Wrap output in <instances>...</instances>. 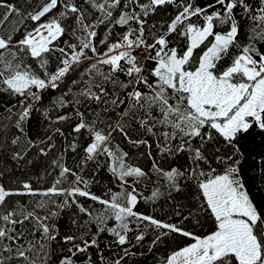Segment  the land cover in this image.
Listing matches in <instances>:
<instances>
[{
    "label": "snow or ice",
    "instance_id": "6c2138e0",
    "mask_svg": "<svg viewBox=\"0 0 264 264\" xmlns=\"http://www.w3.org/2000/svg\"><path fill=\"white\" fill-rule=\"evenodd\" d=\"M173 4H177L176 13L160 25L162 31L155 25L147 29L151 14ZM0 8L6 9L0 15L3 28L20 10L10 0H0ZM92 13L99 15L89 22ZM25 21L34 26L28 29ZM246 23L250 25L248 34L242 32ZM100 25L126 29L109 42L114 31L110 29L108 36L99 41L105 48L102 52L94 43ZM21 26L10 34H0V93L18 98L13 108L20 110L8 109L16 116L14 126L23 132L24 122L42 99L41 93L58 89L77 66L90 62L87 74L93 79L79 95L101 101L108 96L104 84L111 83L122 89L124 96H116L111 104L124 106V110L105 131L89 125L77 109L80 120L73 131L88 130L91 142L84 150L85 163L98 164L100 157L109 158L108 170L119 182L120 191L108 189L110 198H102L89 190V181L66 166L61 167L52 186L43 191L27 182L15 190L0 184V264H37L38 260L50 264L54 255L50 242L59 233L49 221L59 213L50 211L40 216L36 210H47L50 203L55 204L53 198L59 196L64 200L56 205L58 208L75 205L79 213L89 217L85 224L96 223L97 232L90 239L84 238L86 233L79 237L64 235V243L72 247L58 264H76L78 254L99 248L97 237L103 232L111 233L119 246L129 244L131 223L139 230L134 236L137 244L144 241L149 229L156 233L149 250L173 234L190 241L173 250L161 264H264V198L256 196L259 193L264 197V187L253 186L250 191L241 147L255 129L264 133V0H205L202 5L196 0H41L23 17ZM65 36L69 39L63 40ZM73 38L76 42H71ZM53 62L55 71H50ZM96 76L100 77L99 84L95 83ZM57 103L66 106L63 97ZM69 118L61 115L57 121ZM114 133L133 147L144 145L149 149L147 155L153 161L150 171L129 162V153L112 144ZM133 133L138 138L134 139ZM145 136L154 138L161 160L181 156L186 165L166 167L154 159L152 145L142 138ZM18 141L19 136L11 143ZM209 146L214 151L210 152ZM40 152L46 154L44 148ZM12 158L22 160L24 156L14 153ZM69 175L74 177L71 187H61ZM153 184L150 194L145 195L142 189ZM185 189L192 193L197 212L194 215L190 210L179 223L136 211L141 200L154 203L165 194L171 196L173 191ZM37 193L42 198L31 211L8 204L9 197ZM78 198L102 205L104 212L93 214ZM200 216L204 222L211 221L210 231L204 235L184 225L194 219L203 227ZM109 219L116 222L114 227H108ZM26 221L33 225V236L40 233L39 240H25ZM72 223L77 221L73 219ZM77 239L81 243H76ZM123 251L114 264H122L124 256L132 254L127 248ZM87 259L90 264L91 257Z\"/></svg>",
    "mask_w": 264,
    "mask_h": 264
},
{
    "label": "trees",
    "instance_id": "16d2710c",
    "mask_svg": "<svg viewBox=\"0 0 264 264\" xmlns=\"http://www.w3.org/2000/svg\"><path fill=\"white\" fill-rule=\"evenodd\" d=\"M19 8V13L13 15L10 22L6 27L0 28V34H10L14 28H20L21 20L23 17L41 2V0H10ZM83 3V0H80ZM126 2V0H122ZM198 4L205 3V0H196ZM177 4H173L167 9H160L157 13L151 14L147 18V29L151 30L153 25L157 30L162 31L160 25L169 21L176 13ZM6 9L0 8V15ZM138 11V9H137ZM99 13H92L89 17V22H92ZM28 29H31L34 24L30 21H25ZM133 27L137 25L133 24ZM114 28L112 35L109 37V42L118 38V34L125 31V28L120 26H109L106 28L104 25L98 26V36L94 38V43L104 51L103 45L99 41L105 36H108L109 30ZM23 30V29H22ZM243 33L250 32V25L245 24L242 29ZM148 42L151 43V35L146 31ZM16 38H19L18 36ZM69 37L65 36L63 40H68ZM170 39H173L170 37ZM242 39H247L242 36ZM71 42H76L73 38ZM63 43V41H61ZM183 43V41H181ZM179 46V45H173ZM259 47L260 44L258 43ZM139 52V50H137ZM91 56V53H89ZM228 63L227 59L224 62ZM149 67H152V62H148ZM35 67V65H33ZM90 67V62H84L76 67V70L69 74L64 80L61 81L60 87L56 90H46L41 93L42 99L35 103V110L33 111L30 119L23 124V132L17 129L15 125L16 116L12 115L8 109L13 112L19 111L18 107L13 108V105L18 104V98L11 97L7 94L0 93V184H3L8 189H22L25 182L29 183L33 189L40 191L46 190L58 178L61 167H68L78 174L82 175L85 180L89 181V190L102 198H110L108 189L113 192L120 191L119 182L112 176L109 168V158L100 157L99 163L94 161H87L85 163V148L91 142V137L87 129L81 130L80 133L73 131L76 124L79 122L80 117L76 115V110L84 114V120L89 125H95L99 129L107 131V124L109 122L115 123L119 114L123 112L124 106L116 108L111 104V100L116 96L121 99L124 98L123 90L114 86L111 83L104 84L105 89L108 91L107 97H102L101 101L86 100L79 93L87 86L89 80L93 79L92 75L87 74V69ZM50 71H55V63L49 65ZM103 70L107 71V66ZM121 80L125 79L123 76ZM73 81H76L73 84ZM101 82L100 77H95V83ZM93 91L97 89L93 88ZM63 97L66 102L65 107H60L57 103L58 98ZM80 103H75L76 100ZM67 115L70 118L65 121H57V117ZM11 117V118H9ZM57 129L60 131L57 132ZM19 136L17 144H12L13 138ZM133 138H138L137 133L132 134ZM49 137L51 139H49ZM149 140L152 145L151 152L154 159L160 163H164L174 167H181L186 165V160L181 156L168 161L161 160L158 156L157 149L154 143V138L142 137ZM31 142V146H30ZM112 144H118L121 149L129 153V162H134L137 166H142L145 171H150L152 166V159L147 155L149 149L141 145L139 148L133 147L128 143L120 134L114 133ZM51 145V147H49ZM242 151L246 159L243 162V168L246 169L245 180L252 191L255 188L264 187V174L261 169L264 168V133L255 129L248 138L241 142ZM44 148L46 154H41L40 149ZM209 151L214 149L209 146ZM19 153L24 156L22 160H14L13 154ZM213 167L215 164L213 163ZM207 170V168L205 169ZM154 179V177H153ZM74 177L69 175L61 187L69 188L72 185ZM83 187V185H81ZM155 185H149L147 189H142L145 195L150 194L151 189ZM162 192L166 193V189L162 188ZM257 199L264 198L259 193H256ZM42 197L37 193L35 196L25 194L23 196H12L8 198V204L15 207L17 210L25 208L31 211L35 207V203ZM44 199H47L44 197ZM55 204H49L48 209H37L40 216H45L50 211H56L58 216L49 221L50 225H55L58 229L57 239L50 242V249L54 255L50 258V264H58L59 258L62 255H67V249L72 247L71 244H66L63 241L64 235L75 234L78 237L85 234V239H90L92 234L97 232L96 223L85 224L89 219L88 216L79 213L75 205L66 208H58L63 202L64 197H54ZM79 202L85 207H88L93 214L104 212L102 205L93 202L86 198H78ZM195 215L197 212L196 202L192 199V193L187 189L177 193L173 191L171 196L167 194L161 196L157 201L145 202L141 200L138 204L136 211L148 215H152L157 219L164 221L179 223L183 216H188L189 211ZM179 212L180 216L176 213ZM75 219L77 223L74 225L72 220ZM203 227L195 223L194 219L184 222L187 230L193 231L196 234L204 235L210 231L211 221L204 222L203 217L200 216ZM146 223V222H145ZM116 222L112 219L108 221V227H114ZM130 228L132 232L129 233L130 243L125 246H119L114 243V237L111 233L103 232L97 237L99 248H89L88 252L76 258V264H89L88 257H91L90 264H114V261L124 255V248H127L130 253L129 256H124L122 264H161L168 255L179 246H183L190 241L178 235H169L162 238V242L157 243L149 250L151 241L155 238L156 233L149 229L145 235V239L141 244H137L134 236L139 234V230L135 223H131ZM143 227V225H141ZM20 230V226H17ZM26 235L25 240L37 241L40 239V233L36 232L33 236L31 233L34 231L33 225L30 221H26L23 226ZM76 243H81L77 239ZM103 257V260L101 259ZM37 264H41L38 260Z\"/></svg>",
    "mask_w": 264,
    "mask_h": 264
}]
</instances>
